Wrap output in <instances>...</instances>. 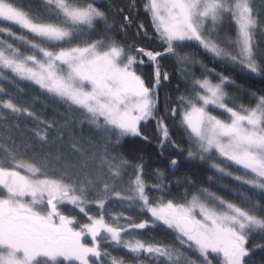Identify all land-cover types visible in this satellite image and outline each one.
I'll return each instance as SVG.
<instances>
[{"label":"snow or ice","instance_id":"1","mask_svg":"<svg viewBox=\"0 0 264 264\" xmlns=\"http://www.w3.org/2000/svg\"><path fill=\"white\" fill-rule=\"evenodd\" d=\"M42 3L43 11L34 12L22 0H0V80L18 78L37 85L53 101L79 111L98 140L84 148L70 139L67 154L33 151L31 156L30 143L23 150L0 144V264H126L101 244L126 249L136 257L147 254L156 264H249L245 259L251 252L249 239L264 233V205L248 194L249 189L264 194V95L252 94L254 106H235L225 90L230 78L217 73L218 82H213L208 73L214 70L183 49L193 42L214 59L256 75L264 73L254 46V35L264 30V20L252 0H143L163 51L113 39L107 34L111 25L105 12L88 0ZM130 6L134 8L136 0ZM227 19L235 24L236 37L223 41L218 30ZM125 20L131 23L128 16ZM97 23L105 24V35L93 39ZM163 56L175 58L182 69L196 63L205 68L200 78L188 77L189 87L171 114L179 118L187 135L188 157L220 158L211 167L237 182L238 202L207 188L191 199L185 196L183 203L164 200L162 195L153 200L144 164L130 165L122 155L125 137L148 140L140 125L149 120L156 121L161 150L176 146L164 119L156 114V90L161 80L169 79L160 70ZM145 57L155 66L151 86L137 71ZM0 109L35 115L12 98L0 99ZM4 115L0 112V118ZM44 124L40 121L33 130L41 149L48 145V129L53 126ZM57 140L59 133L51 143ZM72 154H79L78 163L69 161ZM232 166L234 170H229ZM156 177L151 187L163 193V173L158 171ZM118 185L123 190H117ZM112 198L129 202L150 219L137 222L122 213L106 215ZM89 205H95L97 215L90 214ZM75 210L86 217L85 222L66 214ZM157 223L175 232L178 244L140 238L136 230Z\"/></svg>","mask_w":264,"mask_h":264},{"label":"trees","instance_id":"2","mask_svg":"<svg viewBox=\"0 0 264 264\" xmlns=\"http://www.w3.org/2000/svg\"><path fill=\"white\" fill-rule=\"evenodd\" d=\"M100 10L104 11L108 17V24L111 28L107 29V34L116 41L132 47H142L147 50L163 51V45L156 38V33L152 26L150 16L143 10V0H136V6L132 8L131 0H88ZM26 9L31 8L34 12L43 11L42 0H22ZM252 6L259 17L264 20V0H252ZM128 16L131 23L125 20ZM143 25V28H140ZM106 26L103 23H97L96 29L91 33L93 39L103 38ZM13 30L19 32L18 28L13 26ZM219 38L227 41L228 37L236 36V26L226 20L219 28ZM147 33V35H145ZM183 49L185 53H194L195 58L202 62L207 69L214 70L208 73L212 80L218 79L217 73L227 76L232 81L225 85L228 92L234 94V98L247 106L255 103L256 96L264 95V73L256 75L243 69L239 65H232L230 62L214 59L210 54L204 52L202 48L196 46L193 42ZM254 46L258 62L264 63V30H257L254 35ZM143 66H138V74H141L146 83L151 86L154 82L155 66L147 62ZM161 72H167L169 79L161 80L156 90L157 106L156 114L164 119L168 126L171 140L176 146L167 145L163 150L158 147L160 135L156 127V121L149 120L142 122L140 127L144 136L125 137L120 151L129 161L130 165L137 163L144 164V176L149 185L147 191L153 200L159 199L161 195L164 200H173L175 203H183L184 197L189 199L192 194L200 189L207 188L218 196L234 202L239 201L237 192V182L229 176H223L211 167L207 159L189 158L187 151L189 141L184 128L180 124L178 117H173L171 109L179 105L178 97L185 94L188 87V77H201L205 68L200 63L189 65L182 69L171 56L159 58ZM11 74H9L10 76ZM0 88L4 92L0 93V99L12 98L20 106L33 112L34 117H28L26 114L18 115L10 113L6 109H0V112L6 113L0 118V144L5 148L17 147L24 149L25 143H30L32 148L28 155L33 151L41 155L51 152L55 155L57 152L65 154L71 152L69 147L70 139L80 143L82 147L87 148L89 141H97L94 127L86 121L82 122L83 117L79 111L69 110L68 105L63 102L53 101V99L41 90L37 85L30 81L11 78L9 80H0ZM234 89L239 91L235 95ZM255 93L256 96L252 94ZM232 102V101H231ZM214 114L217 110H213ZM38 118V119H37ZM40 121H44V127L51 123L52 128L48 129L50 141L46 147L41 149L40 144L34 135V129ZM59 133L60 140L55 144L51 143L55 139V134ZM72 163L79 162V154L68 156ZM177 161V165H171L172 160ZM163 173L164 191L160 193L157 189L151 187L157 180L156 173ZM132 170L128 169V176H131ZM211 177V179H210ZM125 177V181L127 180ZM117 190H123L122 186H117ZM249 195H253L258 205H264V194L258 190H248ZM129 202L121 201L116 198L110 199L106 204V215L123 214L124 217L139 222L142 219H150L147 214H139L135 206L129 207ZM68 208L70 206H63ZM90 214L97 215L98 209L95 205H89ZM66 214L76 215L78 221L85 222L86 217L80 214L78 210ZM124 223V220H121ZM140 238L146 242H157L164 244H178L176 233L168 229L165 225L157 223L155 227H149L143 230H136ZM87 239V238H86ZM264 233L254 234L249 239L251 248L250 256L245 259L249 264H264ZM101 247L108 251L112 256L123 258L126 264H156V261L150 259L147 254H141L136 257L126 249L112 247L101 244ZM94 259V258H90ZM99 264V262H96ZM110 264V261H109Z\"/></svg>","mask_w":264,"mask_h":264},{"label":"rangeland","instance_id":"3","mask_svg":"<svg viewBox=\"0 0 264 264\" xmlns=\"http://www.w3.org/2000/svg\"><path fill=\"white\" fill-rule=\"evenodd\" d=\"M227 20H230V19H227ZM225 21H226V20H225ZM230 21H231V20H230ZM235 35H236V34H235ZM235 37H236V36L232 37L231 39H235ZM227 39H229V37H228ZM225 41H226V40H225ZM196 64H197V63H196ZM198 78H200V77H198ZM213 82H218V79L213 80ZM225 90H226V92H227L228 95H229L230 101L234 102L235 106L243 105V106H245V107H251V106H247V105H244V104L238 102V101L234 98V94H233V93L228 92L226 88H225ZM234 93H235V95H236L237 93H240V92H239V91H236V90L234 89ZM254 104H255V103H254ZM254 104H253L252 106H254ZM207 160L210 161V165H211L212 163H214V162H216V163H219V162H220V158H217V157H215V156L213 157V159H211V160L207 159ZM234 168H235V166H232V167L229 168V170H234ZM189 199H191V197H190Z\"/></svg>","mask_w":264,"mask_h":264}]
</instances>
